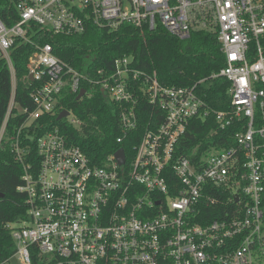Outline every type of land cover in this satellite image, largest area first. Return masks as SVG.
<instances>
[{
	"label": "built area",
	"instance_id": "obj_1",
	"mask_svg": "<svg viewBox=\"0 0 264 264\" xmlns=\"http://www.w3.org/2000/svg\"><path fill=\"white\" fill-rule=\"evenodd\" d=\"M15 9L11 26L0 20V58L12 84L0 147L10 144L23 170L18 191L27 195L28 219L9 225L21 264H264V0H16ZM90 25L160 27L181 40L217 35L226 67L211 79L230 83V105L211 108L200 92L205 80L165 86L130 56L85 72L33 40L34 27L73 37ZM18 43L36 47L26 77L32 109L16 100ZM82 90L81 99L101 91L123 106L119 144L138 130L140 104L153 106L130 162L120 148L124 165L114 154L97 166L52 125L68 111L63 120L82 126L62 105L66 93L78 99ZM13 118L22 122L10 134ZM196 119L214 120L210 144L194 149V159L176 157ZM33 144L38 164L30 161Z\"/></svg>",
	"mask_w": 264,
	"mask_h": 264
},
{
	"label": "trees",
	"instance_id": "obj_2",
	"mask_svg": "<svg viewBox=\"0 0 264 264\" xmlns=\"http://www.w3.org/2000/svg\"><path fill=\"white\" fill-rule=\"evenodd\" d=\"M15 3L16 0H0V20L10 26L18 18ZM34 31L35 44H51L59 58L81 71L93 73L101 68L110 69L115 59L130 56L134 58L137 69L156 72L160 83L165 86L187 87L205 80L200 86V92L206 103L217 111L225 110L230 105V83L224 78L211 79L213 74L226 67V58L215 34L199 32L188 40H181L160 27L141 30L130 25H124L116 31L90 25L84 34L73 37L46 35L37 27H34ZM35 50L32 44L18 43L11 52L18 83L16 100L31 109L32 84L26 77L29 58ZM11 92L10 69L7 61L0 58V130ZM62 105L76 114L82 126L73 127L66 120L58 121L57 117L51 119L52 125L59 126L71 142L79 146L97 166H103L120 148H125L130 162L134 145L138 144L155 117L153 106L146 101L142 102L138 110V130L123 144H119L117 139L122 135L121 104L110 103L101 91H97L92 97L85 96L80 100L76 95L66 93ZM21 122L22 119L13 118L8 132L13 133ZM215 127L212 119L210 122L194 120L177 145L176 157L188 155L194 159L192 152L196 148L202 153L210 144V131ZM218 143L221 144V140ZM31 160L36 164L40 160L34 144ZM22 176L23 170L15 161L10 144L4 143L0 147V264H12L11 260L17 251L9 225L28 219L27 195L18 191L23 183ZM221 210L224 208L221 207Z\"/></svg>",
	"mask_w": 264,
	"mask_h": 264
},
{
	"label": "water",
	"instance_id": "obj_3",
	"mask_svg": "<svg viewBox=\"0 0 264 264\" xmlns=\"http://www.w3.org/2000/svg\"><path fill=\"white\" fill-rule=\"evenodd\" d=\"M31 80H33V77H30ZM85 90H82L78 99L80 100L84 95H85ZM67 116H69V112L68 111H64L59 117H58V121L63 120L64 118H66ZM116 160L118 161L119 164L124 165L126 162V156H125V150L121 149L116 153Z\"/></svg>",
	"mask_w": 264,
	"mask_h": 264
},
{
	"label": "rangeland",
	"instance_id": "obj_4",
	"mask_svg": "<svg viewBox=\"0 0 264 264\" xmlns=\"http://www.w3.org/2000/svg\"><path fill=\"white\" fill-rule=\"evenodd\" d=\"M11 263H12V264H21L19 258L16 257V256L11 260Z\"/></svg>",
	"mask_w": 264,
	"mask_h": 264
}]
</instances>
